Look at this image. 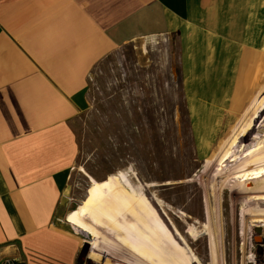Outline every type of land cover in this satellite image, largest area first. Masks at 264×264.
I'll return each mask as SVG.
<instances>
[{
  "label": "rangeland",
  "instance_id": "obj_1",
  "mask_svg": "<svg viewBox=\"0 0 264 264\" xmlns=\"http://www.w3.org/2000/svg\"><path fill=\"white\" fill-rule=\"evenodd\" d=\"M186 46L137 38L93 67L53 219L80 240L77 264H264V59L206 146Z\"/></svg>",
  "mask_w": 264,
  "mask_h": 264
},
{
  "label": "crops",
  "instance_id": "obj_2",
  "mask_svg": "<svg viewBox=\"0 0 264 264\" xmlns=\"http://www.w3.org/2000/svg\"><path fill=\"white\" fill-rule=\"evenodd\" d=\"M166 35L187 45V114L211 140L260 74L264 0H0V264H77L80 240L53 223L70 123L100 59Z\"/></svg>",
  "mask_w": 264,
  "mask_h": 264
},
{
  "label": "bare ground",
  "instance_id": "obj_3",
  "mask_svg": "<svg viewBox=\"0 0 264 264\" xmlns=\"http://www.w3.org/2000/svg\"><path fill=\"white\" fill-rule=\"evenodd\" d=\"M260 159V158H259ZM261 160H262V158H261ZM255 162V161H254ZM262 162V161H261ZM248 165V164H247ZM253 168V167H252ZM74 221V220H73ZM256 222H261L262 221V219L261 218H258V219H256L255 220ZM76 222V221H75Z\"/></svg>",
  "mask_w": 264,
  "mask_h": 264
},
{
  "label": "water",
  "instance_id": "obj_4",
  "mask_svg": "<svg viewBox=\"0 0 264 264\" xmlns=\"http://www.w3.org/2000/svg\"><path fill=\"white\" fill-rule=\"evenodd\" d=\"M256 231H258V229H256Z\"/></svg>",
  "mask_w": 264,
  "mask_h": 264
}]
</instances>
